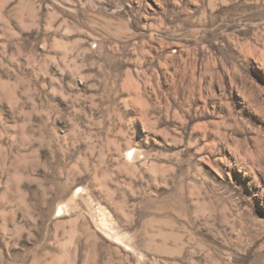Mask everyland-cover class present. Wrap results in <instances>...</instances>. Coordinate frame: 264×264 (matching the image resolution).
<instances>
[{
    "label": "rangeland",
    "instance_id": "rangeland-1",
    "mask_svg": "<svg viewBox=\"0 0 264 264\" xmlns=\"http://www.w3.org/2000/svg\"><path fill=\"white\" fill-rule=\"evenodd\" d=\"M0 264H264V0H0Z\"/></svg>",
    "mask_w": 264,
    "mask_h": 264
}]
</instances>
